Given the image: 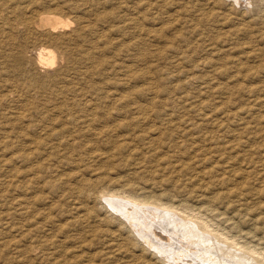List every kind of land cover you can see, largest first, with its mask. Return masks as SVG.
<instances>
[{"label":"rangeland","instance_id":"374dc122","mask_svg":"<svg viewBox=\"0 0 264 264\" xmlns=\"http://www.w3.org/2000/svg\"><path fill=\"white\" fill-rule=\"evenodd\" d=\"M123 195L264 260V0H0V264H183Z\"/></svg>","mask_w":264,"mask_h":264},{"label":"bare ground","instance_id":"6f19581e","mask_svg":"<svg viewBox=\"0 0 264 264\" xmlns=\"http://www.w3.org/2000/svg\"><path fill=\"white\" fill-rule=\"evenodd\" d=\"M41 21L48 26L50 32H57L59 29L65 28L71 23V21L57 15L43 16L41 18ZM56 60L57 56L53 49H50L48 47L42 48L40 52L41 63L51 66L56 63ZM134 110H136V108ZM137 118H140V112L139 117ZM78 131H80V129H78ZM107 131L109 130L101 128L100 130H98V132H95L93 134H95L96 136H104L108 133ZM92 152L95 151L93 150ZM23 158L25 159V157ZM220 180H223L222 177ZM101 193L106 196H109V192H105L102 190ZM130 195H123V197L125 196L124 198H113L112 196L107 197L106 202L108 203L110 208H112L114 211L116 210L117 213L121 214V216L127 221V223L132 227V229H137V236H140L142 240L144 239L143 237L146 238L144 239V243L148 245V249H153V252L159 256V260H162L164 262H176L179 260L183 264H264L263 259H260L259 257L255 256L256 254L259 255L257 250H254V248H251V246L249 245L247 246V243H240L239 240L236 239L234 234L229 235V233L224 232L225 230L222 231L220 229H215L211 227V225L205 219H203L204 216L199 217L200 215L196 216L192 215L191 213V215L182 212L178 213V208L173 207V205H164L161 203H157V206L159 207L166 206L167 208H174V210L177 211L172 212L171 210L172 213H170L165 211L164 208V210H162L158 207L147 205V203L150 202L148 200H142ZM167 196L168 195H166L165 197ZM126 197L130 200H127ZM140 229H147L148 232L143 231L144 234H142L143 232L141 233ZM177 237L180 238V240L178 241L181 242L180 244H182L183 246H181L180 248L177 247V249L175 248L176 250L173 249L172 252H174L175 254L170 256L167 254L168 251L164 250V247L175 245L173 243L176 242ZM49 243H45L44 245L47 247L50 245ZM195 256L198 258V262L195 261ZM193 259L194 262H192Z\"/></svg>","mask_w":264,"mask_h":264}]
</instances>
